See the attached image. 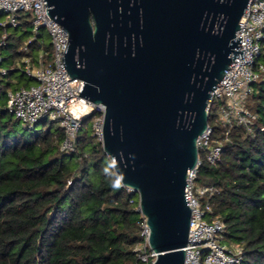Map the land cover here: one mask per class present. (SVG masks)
Here are the masks:
<instances>
[{
	"label": "water",
	"instance_id": "obj_1",
	"mask_svg": "<svg viewBox=\"0 0 264 264\" xmlns=\"http://www.w3.org/2000/svg\"><path fill=\"white\" fill-rule=\"evenodd\" d=\"M248 3L44 0L68 31L62 60L72 78L84 80L79 95L106 106L103 149L139 195L153 264H185L187 172L210 126L211 91L239 52L236 32Z\"/></svg>",
	"mask_w": 264,
	"mask_h": 264
},
{
	"label": "trees",
	"instance_id": "obj_2",
	"mask_svg": "<svg viewBox=\"0 0 264 264\" xmlns=\"http://www.w3.org/2000/svg\"><path fill=\"white\" fill-rule=\"evenodd\" d=\"M32 16L25 12L9 27L0 11V37L8 33L10 51L9 73L0 80V264H137L139 195L114 190L103 174L109 155L91 131L96 114L82 119L74 149L64 150L66 134L57 122L24 125L7 108V89L35 82L20 70L23 58L41 48L51 52V42H40L47 33L24 38L32 33ZM217 106L209 112L211 137L224 149L216 164L200 154L196 181L215 187L213 213L226 223V242L243 247L242 264H264V79L253 83L247 99L256 114L253 133L238 125L227 135Z\"/></svg>",
	"mask_w": 264,
	"mask_h": 264
},
{
	"label": "built area",
	"instance_id": "obj_3",
	"mask_svg": "<svg viewBox=\"0 0 264 264\" xmlns=\"http://www.w3.org/2000/svg\"><path fill=\"white\" fill-rule=\"evenodd\" d=\"M0 11L6 14L3 25L9 27H17L21 15L31 12L32 39L45 30L52 46L51 52L41 48L42 51L35 57L26 55L23 58L20 70L35 82L28 86L7 89L8 110L28 126H33L43 118L57 122L65 130L66 137L61 145L64 150L74 149V140L82 119L95 113L92 134L102 140L106 106L79 95L84 80L72 78L62 60L69 37L68 31L46 13L44 0H0ZM236 37L239 39V52L221 81L211 91L208 105L210 112L211 107L219 102L215 113L227 135L238 125L245 126L247 132L253 133L256 114L248 108L247 99L253 90V83L264 79V0H249ZM7 38L8 33L5 31L0 37V80L9 73L3 50L7 45ZM23 50L29 52L27 44ZM75 105L77 111L73 110ZM211 135L212 127L209 126L199 136V160L187 172L185 194L191 205L192 216L185 248V264H242L243 247L237 243L226 242V223L213 213L210 199L216 191L215 187L199 185L196 181L201 164L200 154L203 153L210 163L216 164L224 149L223 142H214ZM137 211L142 227V239L134 247L137 264H153L157 254L149 244L150 229L147 218L140 207Z\"/></svg>",
	"mask_w": 264,
	"mask_h": 264
},
{
	"label": "clouds",
	"instance_id": "obj_4",
	"mask_svg": "<svg viewBox=\"0 0 264 264\" xmlns=\"http://www.w3.org/2000/svg\"><path fill=\"white\" fill-rule=\"evenodd\" d=\"M131 158L134 160V154L131 155ZM117 160L115 157L109 156L106 160V165L102 168V172L105 176L109 177L111 179V187L114 190H119L122 187H127V185L124 184V174L117 170Z\"/></svg>",
	"mask_w": 264,
	"mask_h": 264
},
{
	"label": "rangeland",
	"instance_id": "obj_5",
	"mask_svg": "<svg viewBox=\"0 0 264 264\" xmlns=\"http://www.w3.org/2000/svg\"><path fill=\"white\" fill-rule=\"evenodd\" d=\"M29 31H32V28H30L29 29ZM23 31L22 30H19V31H17V34H21ZM42 33H45L46 34V32H45V30H42L41 31ZM32 33H28V34H26V35H24V38L25 39H32ZM40 42H44L45 41V44H48V43H50L51 42V40H50V38H49V36L46 34L44 37H40ZM4 50V54L6 55V56H8L9 55V53H10V51L9 50H7V49H3ZM51 50H52V47H51ZM42 51V49H39V50H37L36 52H35V54L37 55V53H40ZM8 64V59L5 61V65H7ZM21 71H17L16 73H15V75H14V80H16V79H19V77L21 76ZM219 104V102H217L216 103V105H218ZM95 120V117L92 119V121L89 123L90 125H91V123L93 122ZM93 124V123H92ZM91 131H92V127H91ZM93 132V131H92Z\"/></svg>",
	"mask_w": 264,
	"mask_h": 264
},
{
	"label": "bare ground",
	"instance_id": "obj_6",
	"mask_svg": "<svg viewBox=\"0 0 264 264\" xmlns=\"http://www.w3.org/2000/svg\"><path fill=\"white\" fill-rule=\"evenodd\" d=\"M77 109H78V108H77V106L75 105V106L73 107V110L77 111Z\"/></svg>",
	"mask_w": 264,
	"mask_h": 264
}]
</instances>
